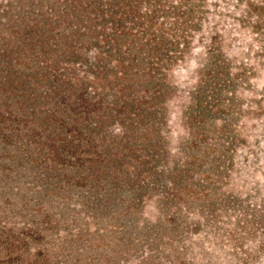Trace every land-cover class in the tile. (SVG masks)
<instances>
[{
	"label": "rangeland",
	"instance_id": "1",
	"mask_svg": "<svg viewBox=\"0 0 264 264\" xmlns=\"http://www.w3.org/2000/svg\"><path fill=\"white\" fill-rule=\"evenodd\" d=\"M260 1L0 0V264H264Z\"/></svg>",
	"mask_w": 264,
	"mask_h": 264
},
{
	"label": "trees",
	"instance_id": "2",
	"mask_svg": "<svg viewBox=\"0 0 264 264\" xmlns=\"http://www.w3.org/2000/svg\"><path fill=\"white\" fill-rule=\"evenodd\" d=\"M197 1H200V0H197ZM108 2H109V9L107 11V15H109V17H113L114 15L118 13L119 18H122L124 15L129 13L132 8L130 4H124V0H108ZM181 2H185V0H181ZM111 3H113V6L111 5ZM260 3L264 4V0L260 1ZM251 4H252L251 2H248L249 6ZM118 25H119L118 22L114 24L115 27L117 26V30H119Z\"/></svg>",
	"mask_w": 264,
	"mask_h": 264
}]
</instances>
